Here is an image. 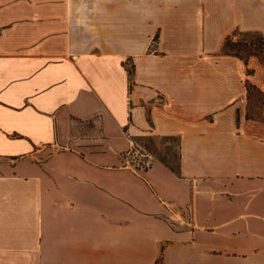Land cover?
<instances>
[{"label":"crops","instance_id":"obj_1","mask_svg":"<svg viewBox=\"0 0 264 264\" xmlns=\"http://www.w3.org/2000/svg\"><path fill=\"white\" fill-rule=\"evenodd\" d=\"M235 31L264 37V0H0V264H264ZM152 140L175 167L129 161Z\"/></svg>","mask_w":264,"mask_h":264},{"label":"rangeland","instance_id":"obj_2","mask_svg":"<svg viewBox=\"0 0 264 264\" xmlns=\"http://www.w3.org/2000/svg\"><path fill=\"white\" fill-rule=\"evenodd\" d=\"M262 34L257 31H235L225 42V49L237 55L245 61L252 56H257L264 67V42L261 41ZM251 72L252 70H248ZM249 108L248 116L254 117L261 112L264 107V91L252 83H248ZM155 154L164 159L171 166L178 163V151L175 142L161 141H142L140 145L128 153L129 161L136 167L144 170L153 161ZM188 211V210H187Z\"/></svg>","mask_w":264,"mask_h":264},{"label":"trees","instance_id":"obj_3","mask_svg":"<svg viewBox=\"0 0 264 264\" xmlns=\"http://www.w3.org/2000/svg\"><path fill=\"white\" fill-rule=\"evenodd\" d=\"M261 41H263V42H264V37H263V36H261Z\"/></svg>","mask_w":264,"mask_h":264},{"label":"built area","instance_id":"obj_4","mask_svg":"<svg viewBox=\"0 0 264 264\" xmlns=\"http://www.w3.org/2000/svg\"><path fill=\"white\" fill-rule=\"evenodd\" d=\"M145 168V167H144Z\"/></svg>","mask_w":264,"mask_h":264}]
</instances>
